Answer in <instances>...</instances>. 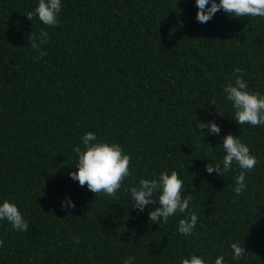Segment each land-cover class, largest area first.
I'll return each instance as SVG.
<instances>
[{
	"label": "trees",
	"instance_id": "trees-1",
	"mask_svg": "<svg viewBox=\"0 0 264 264\" xmlns=\"http://www.w3.org/2000/svg\"><path fill=\"white\" fill-rule=\"evenodd\" d=\"M36 2L0 0V198L29 223L21 233L0 222V264H181L190 251L209 264H264V127L238 125L223 94L234 67L264 92V17L220 10L200 23L195 0H62L46 26L26 15ZM42 28L46 55L34 59L27 37ZM209 120L219 136L197 127ZM86 131L130 155L115 196L68 175ZM228 132L257 157L238 196L235 164L223 176L205 170L222 160ZM164 169L193 197L192 235L178 233L179 216L150 222L158 202L132 207L127 187ZM66 196L74 207L61 206ZM234 241L246 250L238 261Z\"/></svg>",
	"mask_w": 264,
	"mask_h": 264
},
{
	"label": "clouds",
	"instance_id": "clouds-1",
	"mask_svg": "<svg viewBox=\"0 0 264 264\" xmlns=\"http://www.w3.org/2000/svg\"><path fill=\"white\" fill-rule=\"evenodd\" d=\"M195 18L200 23H206L213 15L223 10L230 17H264V0H195ZM62 7V0H37L32 11L26 13L29 20L35 15L38 20L46 26L58 24V16ZM32 49L38 50L41 59L46 51L40 46L47 43L49 34L45 29H40L37 34L27 37ZM244 70L240 67L232 69V79L223 86L225 99L230 102L233 109L232 117L238 125L264 127V92L249 88L248 82L243 78ZM214 103L213 101H211ZM220 115H223L219 113ZM197 127L203 131L207 130L209 135L219 136L220 126L209 120L198 121ZM222 144L217 145L223 152L221 161L205 164V170L218 175L229 172L233 164L239 168V174L235 176L233 192L238 196L247 187L245 174L251 171L256 163L257 157L250 152L248 145L239 136L231 132L221 137ZM75 154V171L68 173L69 177L77 181L79 185L85 186L97 196L104 194L115 196L122 187V181L131 175L129 169L130 155L116 141L100 139L96 133L86 131L80 137V143L72 149ZM185 185L182 177L175 169L161 170L157 175L139 179L137 184L127 187L130 193L132 207L143 212L146 205L152 207L148 212L150 222L167 224L169 218L179 216L177 231L183 236L194 234L198 223V216L190 207L192 195L184 192ZM62 207H74L71 197H65L61 201ZM7 221L11 228L18 232H25L29 228L28 221L19 210L17 202L10 198H0V222ZM78 242V238L74 240ZM3 241H0L2 246ZM231 258L240 260L246 253L244 245L239 241L230 242ZM123 264H135V258L129 256L124 259ZM181 264H209L200 254L190 251L186 257L181 258ZM212 264H225L224 256L217 255Z\"/></svg>",
	"mask_w": 264,
	"mask_h": 264
}]
</instances>
